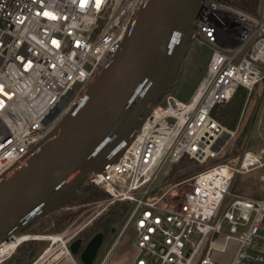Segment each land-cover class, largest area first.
Returning a JSON list of instances; mask_svg holds the SVG:
<instances>
[{
    "label": "built area",
    "instance_id": "2783aa9c",
    "mask_svg": "<svg viewBox=\"0 0 264 264\" xmlns=\"http://www.w3.org/2000/svg\"><path fill=\"white\" fill-rule=\"evenodd\" d=\"M147 1L0 0V181L55 139L135 30ZM189 46L211 51L194 94L182 102L168 92L117 158L87 176L107 197L84 205L83 223L61 235L64 256L72 257L66 245L79 232L121 203L133 235L131 264H264V148L251 144L264 117V6L251 14L204 0ZM261 84L236 164L194 169L217 161L223 135L235 140ZM239 88L247 95L229 130L211 114ZM253 172L260 196L232 193L236 177Z\"/></svg>",
    "mask_w": 264,
    "mask_h": 264
},
{
    "label": "water",
    "instance_id": "95a60500",
    "mask_svg": "<svg viewBox=\"0 0 264 264\" xmlns=\"http://www.w3.org/2000/svg\"><path fill=\"white\" fill-rule=\"evenodd\" d=\"M203 2L147 1L135 30L55 139L0 181V244L61 211L89 174L117 158L179 77Z\"/></svg>",
    "mask_w": 264,
    "mask_h": 264
},
{
    "label": "rangeland",
    "instance_id": "374dc122",
    "mask_svg": "<svg viewBox=\"0 0 264 264\" xmlns=\"http://www.w3.org/2000/svg\"><path fill=\"white\" fill-rule=\"evenodd\" d=\"M262 2L263 0H260L259 6L256 9V13L262 12L264 6V3ZM2 25L3 24H1L0 22V28H2ZM210 54V49L206 47H190L188 49L182 62L179 77L170 90L171 95H174L176 99L182 102H186L190 99V97L194 94L195 88L203 78L202 76L206 71ZM261 89L262 84L258 85L255 88V91L252 94L251 102L247 108L248 110H246L241 125L238 128L235 140H230L228 135L226 134L223 135L217 143V148L221 150V155L217 159V161H209V163L203 167L194 165V169L201 170V168L216 164L219 161L230 162L233 165L236 164V155L241 150L242 141L247 131L252 126V116L256 107V100L259 98ZM261 125L263 129L258 125V123L254 126L251 136V144L257 146L258 149L264 148V144L262 145V141H264V117L261 121ZM233 129L235 130V128ZM181 174L182 172L178 174L175 173L171 178L175 180ZM241 184L247 186V192L241 193V195L247 194L250 196L252 194L258 193L259 188L256 185V173L253 172L249 175L237 176L233 185L232 193L237 194L236 192H234V188H239ZM67 204V207L63 211L59 212L58 214H52L56 215L55 217H62L67 215L72 217V220L65 227H63V229L59 230L55 228L54 225L45 223V227L39 232L38 235H28L26 233H23L21 235L39 236L40 238L46 236H61L65 230L75 229L80 226L88 216L89 212L85 211L87 207L84 206L88 203L78 204L75 198L72 202H69ZM107 212L109 211H106L100 217L105 215ZM127 213L121 220L115 222L112 225V231L106 241L103 242L102 239H100V236L102 237L101 234H96L91 239L84 240V232L86 231V229H88V227H86L80 233V235H77V237H81L82 240L80 238H76L73 240V242H69L66 246L68 251L73 256H75V262L77 264H131L134 256V249L132 247L133 235L131 231H129V229L125 227ZM52 215L45 216V218L43 217L41 219H51ZM91 225L93 226V224ZM91 225H89V227H91ZM61 243L58 242L54 245L46 240L36 242H31L30 240L21 244L4 264H28V261L30 262V264H52L54 259L63 254ZM19 248L22 249L18 251ZM30 248L32 249L30 254L26 255ZM230 253L231 249H229L225 256H228ZM83 256H86V258H83Z\"/></svg>",
    "mask_w": 264,
    "mask_h": 264
},
{
    "label": "trees",
    "instance_id": "16d2710c",
    "mask_svg": "<svg viewBox=\"0 0 264 264\" xmlns=\"http://www.w3.org/2000/svg\"><path fill=\"white\" fill-rule=\"evenodd\" d=\"M219 1L232 4L251 14H257L256 9L260 3V0H219ZM246 95L247 94L245 90L239 88L234 94L233 98L225 107L220 109L219 107H216L215 109H213L211 114L212 117L216 119L219 123L223 124V126H225L227 129L233 130V128L236 127ZM184 165H185L184 163H181L180 167H183ZM233 185H232V190H233ZM246 190H247V186H245L244 184H241L239 188L236 187L234 188V192H236L239 195H241V193L247 192ZM246 195L247 194H245L244 196ZM250 196H252V198H258L260 194L257 193V194H252ZM105 197L107 196L103 192L95 188L93 185L89 183H84L78 190V196L76 197V201L78 204H86V203L94 202L99 199H103ZM127 212H128V205L121 203L113 205L110 208L109 212H107L102 217L98 218L93 223V226L91 225V227H88V229H86V231L84 232L83 239L88 240L91 239L96 234H101L102 241L103 242L106 241L112 231V225L115 222L121 220ZM55 216L56 215H52L51 219H40L39 222L32 224L24 233L28 235H38L39 232L48 223L54 225L55 228L61 230L72 220V217L69 215L62 217H55ZM31 242H36V241H31ZM20 249L22 248H19L18 251H20ZM31 250L32 249L30 248L26 255H29ZM28 264H30L29 261Z\"/></svg>",
    "mask_w": 264,
    "mask_h": 264
},
{
    "label": "bare ground",
    "instance_id": "6f19581e",
    "mask_svg": "<svg viewBox=\"0 0 264 264\" xmlns=\"http://www.w3.org/2000/svg\"><path fill=\"white\" fill-rule=\"evenodd\" d=\"M67 205L68 204L63 206V208H61V211H63L67 207ZM10 239L11 240L5 241L3 244L0 245V261L2 259L6 258L7 256L11 255V253L21 244L28 242L30 240L32 241L34 239H35V241L36 240H38V241L46 240V241L51 242L54 245L57 244L58 242H62L61 245L63 246V240H61V236H59V235H57V236H46V237H42V238H40V237L31 238V237H28L27 235H19L16 237H12Z\"/></svg>",
    "mask_w": 264,
    "mask_h": 264
},
{
    "label": "crops",
    "instance_id": "0c3cea01",
    "mask_svg": "<svg viewBox=\"0 0 264 264\" xmlns=\"http://www.w3.org/2000/svg\"><path fill=\"white\" fill-rule=\"evenodd\" d=\"M71 256L72 257L70 258V257L64 256L63 254L59 255V257L53 260L52 264H77L74 260L75 256H73L72 254Z\"/></svg>",
    "mask_w": 264,
    "mask_h": 264
},
{
    "label": "flooded vegetation",
    "instance_id": "af4514ba",
    "mask_svg": "<svg viewBox=\"0 0 264 264\" xmlns=\"http://www.w3.org/2000/svg\"><path fill=\"white\" fill-rule=\"evenodd\" d=\"M81 232H82V231H81ZM81 232H79V233H78V235H80V233H81ZM76 238H80V239L82 240V238H81V237H76ZM76 238H75V239H76Z\"/></svg>",
    "mask_w": 264,
    "mask_h": 264
}]
</instances>
